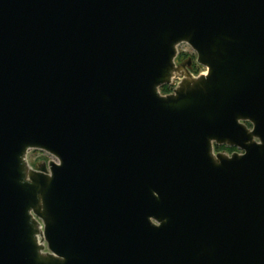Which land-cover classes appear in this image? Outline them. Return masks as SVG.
Listing matches in <instances>:
<instances>
[{
	"label": "water",
	"instance_id": "95a60500",
	"mask_svg": "<svg viewBox=\"0 0 264 264\" xmlns=\"http://www.w3.org/2000/svg\"><path fill=\"white\" fill-rule=\"evenodd\" d=\"M0 264H264V0H0Z\"/></svg>",
	"mask_w": 264,
	"mask_h": 264
},
{
	"label": "rangeland",
	"instance_id": "374dc122",
	"mask_svg": "<svg viewBox=\"0 0 264 264\" xmlns=\"http://www.w3.org/2000/svg\"><path fill=\"white\" fill-rule=\"evenodd\" d=\"M180 47V53H179V59H183V58H188V56H192L193 57V65L190 66V71L192 72L193 75H196L201 73V72H205L206 71V68L203 67L202 65H200L199 63L196 62V55H195V52L193 51V49L188 46V44H181L179 45ZM167 88V90H169L168 86L165 85ZM168 92V91H167ZM27 158L30 162L31 165H35L41 161H48V159H50V156L46 153V152H43V151H40V150H31L28 155H27Z\"/></svg>",
	"mask_w": 264,
	"mask_h": 264
},
{
	"label": "flooded vegetation",
	"instance_id": "af4514ba",
	"mask_svg": "<svg viewBox=\"0 0 264 264\" xmlns=\"http://www.w3.org/2000/svg\"><path fill=\"white\" fill-rule=\"evenodd\" d=\"M178 56H179V54H178ZM178 56H176L177 58H176V62L177 63H180V62H182V61H186L187 59H185V58H183V59H179V57ZM189 57H191V62H190V65L189 66H187V67H189L190 68V66H192L193 65V57L192 56H190L189 55ZM217 147V148H216ZM214 150H216V151H218V150H222V151H226V152H228V153H231V152H233V151H240L239 149H236V147H231V146H227V145H220V146H218V145H216L215 146V149Z\"/></svg>",
	"mask_w": 264,
	"mask_h": 264
},
{
	"label": "built area",
	"instance_id": "2783aa9c",
	"mask_svg": "<svg viewBox=\"0 0 264 264\" xmlns=\"http://www.w3.org/2000/svg\"><path fill=\"white\" fill-rule=\"evenodd\" d=\"M181 45V44H180ZM178 46V54L180 53V46L179 45H177ZM178 56V55H177ZM177 58V57H176ZM180 76H178V75H174V77L172 78V80H171V83L170 84H168L167 86L169 87L168 89V91H170L171 90V88H173V87H175L177 84H178V82L180 81ZM49 155V154H48ZM50 156V155H49ZM50 158H52V156H50Z\"/></svg>",
	"mask_w": 264,
	"mask_h": 264
},
{
	"label": "trees",
	"instance_id": "16d2710c",
	"mask_svg": "<svg viewBox=\"0 0 264 264\" xmlns=\"http://www.w3.org/2000/svg\"><path fill=\"white\" fill-rule=\"evenodd\" d=\"M167 87L165 86V85H163L162 87H161V91L162 92H167L168 90L166 89ZM217 148V147H216Z\"/></svg>",
	"mask_w": 264,
	"mask_h": 264
}]
</instances>
